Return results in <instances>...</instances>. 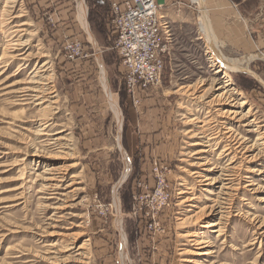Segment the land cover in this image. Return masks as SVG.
Wrapping results in <instances>:
<instances>
[{"label":"rangeland","instance_id":"rangeland-1","mask_svg":"<svg viewBox=\"0 0 264 264\" xmlns=\"http://www.w3.org/2000/svg\"><path fill=\"white\" fill-rule=\"evenodd\" d=\"M77 1L0 0V89H8L0 92V264H264V190L258 189L264 173H250L264 170V145L220 157L236 139L227 134L231 125L250 139L246 148L264 143V0H231L246 18L251 48L219 47L244 69L228 73L243 98L236 108L246 102L242 111L250 110L258 133L222 119L233 108L217 99L223 75L215 74L209 41L192 43L194 36L206 38L201 20L174 55L170 47L162 56L159 82L135 100L114 49L112 2L85 0L95 45ZM18 39L28 43L16 52ZM71 46L79 50L73 58ZM34 70L47 90V114L4 95L23 90ZM45 123L49 128L37 136ZM207 142L211 152L191 157ZM232 158V183L205 191L192 176V164L207 162L204 175L225 180L221 174L231 173L222 168ZM53 167L62 190L43 191L57 184L43 178ZM251 180L259 186L248 187ZM182 192L195 195L196 207L182 202L193 197ZM218 221L220 227H207ZM188 232L209 243L195 254L183 237ZM206 250L215 253L206 259Z\"/></svg>","mask_w":264,"mask_h":264},{"label":"bare ground","instance_id":"bare-ground-1","mask_svg":"<svg viewBox=\"0 0 264 264\" xmlns=\"http://www.w3.org/2000/svg\"><path fill=\"white\" fill-rule=\"evenodd\" d=\"M193 1L201 4V6H202L203 17H202V19H200L201 20V29L204 32L207 40L209 41L208 53H210L212 55L214 54L213 56L216 58V60L213 62V63H215V65H217L215 74L216 75L222 74L223 75V79H224V81L222 82V86L218 88V89H222L224 91L222 92V94H219L217 96V99L219 101H221V102H226L229 106L233 107L232 109H228V110H226V111L223 112L222 119H225L227 121H230V120L236 121L238 124L240 122H245L244 123V127H247L248 129H251V128L253 129L255 127L254 130H252V131L250 130V131L252 133L253 132L258 133L259 128L256 127V125H257L256 119L249 120L252 117V114H251L250 110L247 113H245V112L242 111V109L244 108V104L246 102L242 101V104H239V107L236 108L238 106V104L236 102L237 99L243 100V98H242L241 93H239L240 91L237 92V90L234 88V81L232 80V78H231V76L229 75L228 72L229 71L230 72L242 71L243 68L237 66V64L234 61L229 60V59H227V58H225L224 56L221 55L220 50H219L218 43L216 42L217 40L215 38L213 29L211 27V24H210V21H209V18H208V15L206 13V8H205L206 6L204 5L205 0H193ZM77 2L79 4V9H80L79 10L80 11V13H79V19L81 21V24L85 28V30H86L88 36L90 37L91 41L96 45V42H94L95 40H93L94 37L92 36V33H91V31L89 29V26H88V23H87L88 8H87V5L85 3V0H78ZM27 43L28 42H22L21 39H18L17 41H15V42L12 43L13 44L12 50L13 51H16V52L17 51H20L22 48L26 47ZM100 64H101V67H102V75H103L102 77L106 80L107 74H106L105 70H103L104 67L102 66L101 61H100ZM0 69H1V67H0ZM39 73H40L39 71L34 70V72L31 74L33 76L30 78V81H28L25 84L27 86L23 90H17L16 92H7L4 95H6V96L7 95L12 96V98L15 99V102L18 103V104L16 103L17 105H26L27 106V105H30V104H36L38 107H42L45 104V102L47 101V98H48L47 95L48 94H47V90H45L43 87H40L39 86V85H43V82H41V80H40L41 78L39 77ZM0 75H1V73H0ZM4 90L6 91L8 89L1 88L0 89V92H2ZM107 90L109 92V88H107ZM18 94L20 96H18ZM235 95H237L238 97L236 98ZM109 98H110V102H111L112 107L118 110L117 104L115 105L113 99L110 96H109ZM12 103L14 104V101ZM25 103H29V104H25ZM48 110H49V108H47V107L43 108L42 107V112L44 114L45 113L47 114ZM23 113H25L24 110H22V114ZM20 118H21V113L15 116L14 121L18 122L20 120ZM47 124L48 123H45L44 125H42L41 130H38L37 136L43 135V132H45L49 128V126ZM247 131H249V130H247ZM39 133H41V134H39ZM190 133H193V132L191 131ZM227 134H229V137L230 136H234L236 139L233 141V145L232 144L227 145V147H225L224 150L221 152L220 157H223V158H227L228 156L231 155V152L232 151H237L238 149H242L243 150L245 148V149H247L246 153H248V152H251L252 150L258 149V146H261L262 147V145H264L263 142H259V141H261V138H259L261 136H259L257 138V140H256L259 143H254L253 145H251L248 148H246V146L248 144V141H250V139L247 136H243L240 133H237V131L235 130L234 126H232V125L227 128ZM212 139L214 140V138H211L209 141H212ZM199 145L201 146L202 144L201 143H195L194 144V146H199ZM204 147L206 149L198 150V152L193 153L191 157H196V156L204 157V154H207V153L211 152V148H212L211 142H207V145H204ZM35 152H36V154H34V156L39 157V154H40L39 150L38 151L36 150ZM43 153H45V152L43 151ZM248 158L250 159V161H252V160H258L259 155H255V156L249 155L247 157V159ZM58 159H61V157L60 158L58 157ZM125 160H127V159L125 158ZM234 161H235V158H232L230 164H228L227 167L222 168V171L223 172L231 173L229 175H227V174H221V176L226 177L225 180H224V178L221 179V177L220 178H213L212 176L204 175V173H203L204 168L206 166H208V164H209L207 162H204V163L203 162H197V163L192 164L193 167H197L196 170H193L192 176H195L197 179L198 178L199 179H202V182L204 183V186L208 188L205 191H208L212 186L218 184L222 180L223 181H229V182L232 183L234 181L233 180V177L235 176L234 175L235 170L237 169L235 167H232L234 165L233 164ZM52 169L53 170H49V171L47 170V172L46 171L43 172V178H44V181H46V182H50V181L55 182V181H57V184L51 183L50 185H43V189H42L43 191H47L49 189H53L55 192H57L56 190L61 189L60 183L62 181L61 182L59 181V176H58V174H60V173H54V172H57L59 169H56L54 167ZM219 169H221V167L214 166L212 170L215 171V170H219ZM250 173L251 174H255L257 176H261L264 173V170L262 168L255 167V168H252L251 169V172ZM247 186L248 187H253V186H257L258 187L259 185L256 184V183H254L253 180H251L250 181V184H248ZM227 189H230V188H227ZM233 189H235V188H233ZM233 189H231V190H233ZM258 189L264 190V188L262 186H259ZM43 194H45V192ZM182 194H184V195L191 194L193 196L192 198L186 199L185 201H182V202L185 203V204L188 203V204L196 207V205H194V204H195V201L197 200V198L195 197L194 194L189 193V192H182ZM262 200L264 201L263 198H262ZM192 206H190V207H192ZM220 223L221 222H219V221L218 222L209 223V225L207 227H209L211 229H215V228L220 227V225H221ZM183 237L187 238L188 240H191L190 242H193V247L195 248V251H194L195 254L199 250L204 249L205 246H207V244L209 243V241H206L205 238L198 239V237L195 234H193L192 232H188ZM68 240H69V238H68ZM54 247H56V246H54ZM214 253L215 252L213 250H206L205 252H202V255H205L206 256V259H207V258H209V256L213 255ZM190 261L193 264H203V263H199V262H201L200 259H195V260H190Z\"/></svg>","mask_w":264,"mask_h":264},{"label":"built area","instance_id":"built-area-1","mask_svg":"<svg viewBox=\"0 0 264 264\" xmlns=\"http://www.w3.org/2000/svg\"><path fill=\"white\" fill-rule=\"evenodd\" d=\"M114 49L128 73L127 88L134 99L155 86L164 69L163 55L172 37L156 0H122L111 3ZM68 52L79 50L68 47Z\"/></svg>","mask_w":264,"mask_h":264},{"label":"crops","instance_id":"crops-1","mask_svg":"<svg viewBox=\"0 0 264 264\" xmlns=\"http://www.w3.org/2000/svg\"><path fill=\"white\" fill-rule=\"evenodd\" d=\"M156 2L161 8L163 21L169 25L173 52V49L182 44L183 35L190 36L188 31H193L198 22L200 25L201 4L193 0H156ZM204 5L219 47L226 45L243 53L251 48V35L247 31L246 18L241 17L231 0H205ZM192 40L194 44L203 40L207 45V38L202 36H194Z\"/></svg>","mask_w":264,"mask_h":264}]
</instances>
